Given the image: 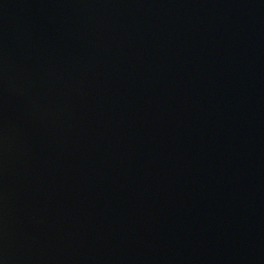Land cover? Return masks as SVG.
<instances>
[{"label":"water","instance_id":"95a60500","mask_svg":"<svg viewBox=\"0 0 264 264\" xmlns=\"http://www.w3.org/2000/svg\"><path fill=\"white\" fill-rule=\"evenodd\" d=\"M0 264H264V0H0Z\"/></svg>","mask_w":264,"mask_h":264}]
</instances>
